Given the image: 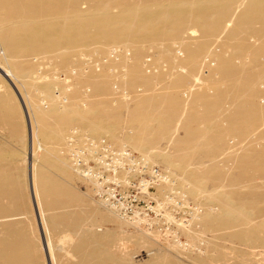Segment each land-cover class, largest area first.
<instances>
[{"label": "rangeland", "instance_id": "rangeland-1", "mask_svg": "<svg viewBox=\"0 0 264 264\" xmlns=\"http://www.w3.org/2000/svg\"><path fill=\"white\" fill-rule=\"evenodd\" d=\"M63 1L59 14L69 15L65 19L61 15L29 19L21 16L19 7L0 3V64H4L2 57L7 58L5 66L17 79L0 76V180L7 183L0 193V251L10 254L0 264H264L262 234L255 235L260 223L264 224V31L257 20L258 8L247 0L229 5L211 0L216 5L207 12L191 9L188 17L172 14L169 20L183 19L189 24L179 26L170 41L133 35L109 45L104 39L95 40L90 48L72 49L75 52L56 49L47 55L37 52L9 59L6 36L26 35L34 25L68 24L79 15L83 32L92 36L99 33L95 21L105 14L125 18L121 20L124 25L118 26L130 30L127 20L132 10L165 11L177 1L195 2ZM259 6L264 7V0ZM243 16L236 35L228 36ZM214 19L221 27L203 35L198 21ZM155 20L160 28L167 27L162 15ZM191 29L197 31L194 36L187 33ZM113 51H119L118 59L112 58ZM84 56L91 58V64H83ZM103 59L108 62H101V70L93 69L92 62ZM222 61L226 66L221 69ZM11 82L20 101L9 87ZM58 90L62 98L56 100ZM49 101L66 108L58 113L64 116L61 122L38 120L39 110L45 113L49 105L63 108ZM66 113L73 117L65 118ZM26 120L33 124L34 142L40 146L31 159L37 169L41 219L29 193ZM92 126L102 132H87ZM74 128H79V143L84 146L86 140H95L114 148L112 153H103L112 166L106 171L96 168L101 173L97 180L71 162L68 139ZM56 133L63 138L59 142L54 141ZM108 135L123 144L113 143ZM134 137L145 144V157L130 148L128 141ZM123 149L129 153L126 159L120 153ZM120 170L124 173L116 174ZM46 182L52 184L49 193ZM191 188L194 196L186 193ZM224 200L231 205L224 207ZM105 216L113 217L115 223L106 222ZM98 217H104L103 221ZM164 237L173 240L167 243ZM45 245L50 246L52 256ZM251 246L261 255L247 257Z\"/></svg>", "mask_w": 264, "mask_h": 264}, {"label": "bare ground", "instance_id": "bare-ground-1", "mask_svg": "<svg viewBox=\"0 0 264 264\" xmlns=\"http://www.w3.org/2000/svg\"><path fill=\"white\" fill-rule=\"evenodd\" d=\"M52 1V2H51ZM62 1L63 0H0V3H4L5 6H7L8 4L11 5V6H16V7H19V11H20V14L22 17H27L29 19H37V18H48V17H52L54 15H61L62 17L67 18L69 17V15L66 17V15L64 16V14H59L61 12L60 8H61V4H62ZM70 1H73V0H70ZM219 1V0H218ZM217 1V3H218ZM222 1H225L227 2V4L229 5V3H231L232 1H235V0H222ZM245 1V0H244ZM249 5H252L251 7H254L257 9L258 13H256V16H257V20L258 23L260 24V27H261V30L264 31V7H261L259 6L260 4V1L261 0H247ZM51 2V3H49ZM64 2V1H63ZM224 2V4H225ZM49 5H48V4ZM68 3V2H67ZM220 3V1H219ZM235 3V2H234ZM65 4V3H64ZM239 3H237L238 5ZM242 4V2L240 3ZM8 5V6H9ZM63 5V4H62ZM167 5V4H166ZM213 5H214V1H213ZM212 5V2L211 0H195V2L193 3H189L188 1H177V2H174L170 5V7L168 9H166L165 11L161 10H156L154 9V11L151 9L149 10V8L147 9H136V10H132L133 13L130 12L129 15H131L130 19L127 20L131 23V26L129 27L130 30L126 29V28H120L118 26V24L121 23V20H124L125 18H122V17H117V18H113L109 15H103L101 17L98 18L97 21H95V29H99V33L95 34V35H92V36H87L84 32H83V26H82V19H80L79 15H77V18L75 17V20L73 21H70L68 24H60L59 22H54V23H43V24H40V25H34L32 27H30V29L28 30V33L26 35H22V34H17V33H13L11 35H8L6 36V39H5V42L4 44H7V47L5 45L6 48L5 51L7 53V57H9L10 59V55L11 57H20V58H26L28 57L30 54H36L37 52H41V54H46L47 53H51V52H55L57 51L56 49H59V50H65V53L66 51L69 53L72 49L75 50V48L77 49H80L81 48H88L90 46V44L94 43L95 40H100V39H104L105 40V44L109 45V44H112V43H115V42H118L119 40L121 39H124L125 37H134L133 35H135L136 37L138 38H144V39H151V40H154V39H158V38H161L163 40H166V41H170L173 36L175 35V31L176 29L179 28V26H182V24L186 23V21H184L183 19L181 20H178V21H173V20H169V17L174 14V13H179V14H183L185 17H188L190 16V12H191V9H193L194 11L193 12H207L208 10H210V8L213 6ZM216 5V4H215ZM214 5V6H215ZM217 5H221L220 4H217ZM223 5V4H222ZM233 6V5H232ZM242 6V5H241ZM240 6V7H241ZM239 7V8H240ZM220 8V7H219ZM228 8V7H227ZM226 9V8H225ZM231 9V8H230ZM249 10V9H248ZM67 11V10H66ZM253 12V11H252ZM251 12V13H252ZM249 13V12H248ZM69 14V13H68ZM102 14V13H100ZM201 14V13H200ZM253 14V13H252ZM251 14V15H252ZM160 15H162L164 18H166L168 21H171L172 24L171 25H167L168 24V21H164L165 24L167 27H163L160 28L159 25H157V21L155 19H157ZM248 15V14H245V16ZM99 16V14H98ZM196 16V14H195ZM194 16V18L196 19V17ZM61 17V18H62ZM95 17V16H94ZM55 18V16H54ZM60 18V17H59ZM71 18V17H70ZM210 18V17H209ZM209 18L207 17L208 20H205V21H209ZM160 19V18H159ZM158 19V20H159ZM212 19V18H211ZM210 19V20H211ZM221 19V18H220ZM63 20V19H61ZM194 20V19H193ZM126 21V22H127ZM188 21V20H187ZM244 21V16L243 17H240L237 19L236 21V24L234 25L233 29H231L229 31V35H232V34H235L238 29H239V26L243 23ZM33 22V21H32ZM36 22V21H35ZM34 22V23H35ZM42 22V21H41ZM44 22V21H43ZM36 23H39L36 22ZM123 24V23H121ZM186 24H189V23H186ZM198 24L200 26V30H201V33L205 36H207V34L209 35L210 31L211 32H215L216 30H218L220 27H221V23L218 19H214L213 21H211V23H203V21H198ZM27 25H30V24H27ZM124 25V24H123ZM190 25H193V24H190ZM196 25H194L193 27H195ZM10 27V26H9ZM85 27V26H84ZM192 27V26H191ZM190 27V28H191ZM187 28V27H186ZM189 29V28H188ZM197 31H195L194 29H191L189 30V32L187 31V33H189L190 36H194L196 34ZM25 34V33H24ZM236 35V34H235ZM219 38V37H218ZM219 41V40H218ZM257 42V41H256ZM152 43V42H151ZM228 43V42H227ZM159 44V43H157ZM150 45V44H149ZM152 45V44H151ZM228 45V44H227ZM255 45V44H254ZM93 46V45H92ZM154 46V45H153ZM91 47V46H90ZM89 47V48H90ZM94 47V46H93ZM155 47V46H154ZM157 47V46H156ZM162 47V46H161ZM201 48V46H200ZM74 50H72L73 52H75ZM94 50V49H93ZM95 51V50H94ZM110 51V50H109ZM209 52V51H208ZM240 52V51H239ZM249 52V51H248ZM239 54V53H238ZM241 54V53H240ZM9 55V56H8ZM83 56V55H82ZM35 57V56H34ZM110 57V56H109ZM4 59L3 60V65L0 64V76L2 77H7V76H10L12 79H14L15 82H17V79L15 78L14 74L12 73V71L6 67L8 65V59L5 58V57H2ZM245 58V57H244ZM32 60V59H31ZM75 60V59H74ZM196 60V59H195ZM204 61V60H203ZM239 61V59H238ZM74 62V61H73ZM194 62V61H193ZM145 64V63H144ZM160 64V63H159ZM174 64V63H173ZM201 64V63H200ZM240 64V63H239ZM6 65V66H5ZM226 66V63L225 62H221L220 63V66L219 68H225ZM246 66V65H245ZM21 67V66H20ZM19 67V68H20ZM50 67V66H48ZM214 67V66H213ZM78 68V67H77ZM202 68V66H201ZM19 70V69H18ZM78 70V69H77ZM101 70V69H100ZM124 70V69H123ZM200 70V69H199ZM20 71V70H19ZM24 71V70H23ZM74 71V70H73ZM79 71V70H78ZM81 71V70H80ZM125 71V70H124ZM71 72V71H70ZM172 72V71H171ZM183 72V71H182ZM24 73V72H23ZM27 73V72H26ZM64 73V72H63ZM67 73V72H66ZM66 73H64L63 75H65ZM200 73V72H199ZM25 74V73H24ZM58 74V73H57ZM62 74V72H61ZM60 74V75H61ZM79 74V73H78ZM81 74H84V73H80V76ZM33 75V74H32ZM37 75V74H36ZM73 76V75H72ZM112 76V75H111ZM192 76V75H191ZM24 77V76H23ZM33 77V76H32ZM38 77V76H37ZM64 77V76H62ZM61 77V78H62ZM67 77V76H66ZM75 77V76H74ZM73 77V78H74ZM105 77V76H104ZM108 77V76H107ZM54 78V77H53ZM59 78V76H58ZM190 78V77H189ZM197 78V77H196ZM195 79V78H194ZM28 80V79H27ZM32 80V79H31ZM42 80V79H41ZM52 80V79H51ZM71 80V79H70ZM124 80V79H123ZM37 81V80H36ZM195 81L197 82L198 79H195ZM15 82H11V85H9L10 88H12L14 90V93H15ZM38 82V81H37ZM37 82H35L37 84ZM40 83L42 81H39ZM62 82V80H61ZM67 82V81H66ZM70 82V81H69ZM216 82V81H215ZM64 83V82H63ZM42 84V83H41ZM40 84V85H41ZM47 84V83H46ZM65 84V83H64ZM124 84H127L126 82H124ZM212 84V83H211ZM39 85V87H40ZM44 85V83L42 84ZM48 85V84H47ZM89 85V84H88ZM178 85V84H177ZM214 85V84H213ZM218 85V84H217ZM37 86V85H36ZM49 86L51 87V85L49 84ZM78 86V85H77ZM104 86V85H103ZM109 86V85H108ZM89 87V86H88ZM120 87V86H119ZM124 87V86H123ZM212 87V86H211ZM216 87V86H215ZM44 88H48V87H44ZM54 88V87H52ZM43 89V87H42ZM58 89V87H57ZM83 90V89H82ZM121 90V89H120ZM124 90V89H123ZM201 90V89H200ZM213 90V89H212ZM61 91V90H60ZM87 91V90H86ZM125 91V90H124ZM140 91V90H139ZM170 91V90H169ZM18 92V90H17ZM53 92V91H52ZM58 92V95L55 96V98H57L56 100H58V98L61 97V93H59V90L57 91ZM89 92V91H88ZM87 92V93H88ZM112 92V91H111ZM153 92V91H152ZM47 93H49L47 91ZM51 93V92H50ZM86 93V94H87ZM91 93V91H90ZM189 93V92H188ZM187 93V94H188ZM19 94V93H18ZM44 94V93H42ZM16 95V98L19 100V95L17 96V93H15ZM138 95V94H137ZM189 95V94H188ZM29 96V95H28ZM162 96V95H161ZM51 96H47V99L50 98ZM45 98V97H44ZM52 98V97H51ZM62 98V97H61ZM124 100H126L125 98H123ZM48 100H51L53 101L52 99H48ZM20 101V100H19ZM36 101V100H35ZM78 101V100H77ZM87 101V100H86ZM164 101V99H163ZM50 102V101H49ZM50 103H55V102H50ZM67 103V102H66ZM64 103V104H66ZM195 103V102H194ZM44 104V103H43ZM49 104V103H48ZM58 104L57 102L55 103V105ZM60 105L62 103H59ZM58 104V105H59ZM46 105V104H45ZM63 105V104H62ZM61 105V106H62ZM67 105V104H66ZM38 105H36L37 107ZM51 108H50V107ZM47 106V112L45 111L46 109H44V112L45 113H42V110L37 113V116L39 117L38 120H44L45 118L46 119H53L54 121H60V119H64V116H62V114H58L60 113V111L62 112L63 110H65L66 108H63L61 110H58L57 108L53 107L54 105H49ZM69 106V105H67ZM71 108L73 109H76V112L78 110V108H76L74 105H70ZM74 106V107H72ZM108 106V105H107ZM106 106V107H107ZM49 107V108H48ZM66 107V106H65ZM103 107V106H102ZM54 108V109H53ZM70 107L67 109H71ZM86 108V107H85ZM105 108V107H104ZM184 108V107H183ZM105 110V109H104ZM57 111V112H56ZM81 111V110H79ZM78 111V113H79ZM219 111V110H218ZM68 112V111H66ZM69 112L72 114V111L69 110ZM68 112V113H69ZM84 112V111H83ZM82 112V113H83ZM91 112V111H90ZM65 114V112L63 113ZM77 114V113H75ZM81 114V113H80ZM67 115V113H66ZM151 116V115H150ZM68 115L65 117L67 118ZM73 116H70L69 119H71ZM37 118V117H36ZM142 118V117H141ZM180 118V117H179ZM219 118V117H218ZM217 118V119H218ZM29 119V118H28ZM84 119V118H83ZM151 119V118H150ZM159 119V118H158ZM157 119V120H158ZM74 120V119H73ZM144 120L146 121V119L144 118ZM156 120V119H155ZM165 120V119H164ZM69 121V120H68ZM159 121V120H158ZM166 121V120H165ZM30 122V121H29ZM53 122V121H52ZM63 125L65 126V124H67V122L64 120L63 121ZM141 122H144V121H141ZM153 122V121H152ZM155 122V121H154ZM161 122V121H159ZM165 123V122H164ZM211 123V122H210ZM216 123V122H215ZM124 124V123H123ZM157 124V123H156ZM28 125V126H27ZM89 125V124H88ZM93 125V124H92ZM144 125V124H143ZM166 125V124H165ZM90 126V125H89ZM87 126V127H89ZM161 126V125H160ZM188 126V125H187ZM81 127V126H80ZM93 127V126H92ZM103 127V126H102ZM146 127V126H145ZM202 127V126H201ZM58 128V127H57ZM107 128V127H106ZM161 128V127H160ZM174 128V127H173ZM59 129V132L61 133L62 130L60 128ZM75 129V128H74ZM79 129V128H78ZM78 129H75L74 131L77 132ZM85 129V128H84ZM104 129V128H103ZM150 129V128H149ZM86 130H88L87 132L91 133V134H96L97 133L99 134V132L101 133L102 131L99 129V128H92V129H89L87 128ZM106 130V129H105ZM57 131V130H56ZM171 131V130H170ZM73 132V131H72ZM82 132V130H81ZM84 132V131H83ZM86 132V131H85ZM105 131H103L104 133ZM114 132V131H113ZM144 132V131H143ZM257 132V131H256ZM63 133H64V130H63ZM80 133V132H79ZM110 133V132H109ZM162 133V132H161ZM49 134V133H48ZM94 134V135H95ZM115 134V133H114ZM60 135V134H59ZM113 135V134H112ZM207 135V134H206ZM160 136V135H159ZM199 136V135H198ZM99 137V136H98ZM133 137V136H131ZM142 137V136H141ZM201 137V136H200ZM199 137V138H200ZM212 137V136H211ZM35 138H36V133H35V129L33 127V124L32 123H29L28 124V120H26V139L28 140V159H29V156H30V184H29V193H30V196L31 194H33L34 196V201H35V204H36V210L38 211V215H39V218L41 219V213H42V210H41V202L39 200V191H38V188H37V177L38 176L36 174V165H35V162L33 159H31V156L33 157L34 156V152H35V149L38 151L40 150V146L38 144H35ZM127 140L129 139L127 136H126ZM126 138H124L123 140H125ZM62 138V136H58L57 133H56V137H54V141L56 142H59ZM108 139H110L111 141H115V143H120L121 145L123 143H121V140L117 137H112L110 135H108ZM147 139V138H146ZM202 139V138H201ZM145 140V139H144ZM95 141V140H94ZM100 141V140H99ZM143 141V140H142ZM263 141V140H262ZM129 142V143H128ZM128 142H125V143H128L130 148L141 153L143 156L145 155L144 154V145L141 141H138L135 137L133 139V141H128ZM170 142V141H169ZM178 143V142H177ZM205 143V142H203ZM148 145L150 143H147ZM146 144V145H147ZM154 144V143H153ZM195 144V143H194ZM114 146H116L115 144H113ZM128 146V145H127ZM196 146V145H195ZM148 147V146H147ZM132 150V151H133ZM211 150V149H210ZM151 151V150H150ZM152 152V151H151ZM146 153V152H145ZM178 154V153H177ZM225 154V153H224ZM230 155V154H228ZM153 156V155H152ZM186 156V155H185ZM141 157V156H140ZM145 157V156H144ZM151 157V156H150ZM161 158V157H160ZM165 158H168V157H165ZM188 158V157H187ZM191 158V157H190ZM190 158H188L190 160ZM146 159V158H145ZM154 159V158H153ZM149 160V159H147ZM145 160V161H147ZM187 160V159H186ZM70 160H68L69 162ZM144 161V162H145ZM168 161V160H167ZM148 162V161H147ZM150 162V160H149ZM146 163V162H145ZM151 163V162H150ZM171 163V162H169ZM71 162L69 163V166ZM152 164V163H151ZM165 164H167L165 162ZM176 165V164H175ZM202 166V165H201ZM186 167V166H185ZM200 167V166H199ZM71 168V167H70ZM66 170V169H65ZM174 171H176V169H174ZM77 173V172H76ZM181 173V172H180ZM78 174V173H77ZM163 174V173H162ZM208 175V174H207ZM80 176V175H78ZM163 176V175H162ZM190 177V176H189ZM167 178V177H166ZM164 179V178H163ZM169 179V178H167ZM167 179H166V182H167ZM165 180V179H164ZM164 180H163V183H164ZM193 181V180H192ZM92 182V181H90ZM39 183V182H38ZM93 183V182H92ZM7 184V183H6ZM6 184L4 181L0 180V193H3L4 190L2 189H5L6 188ZM44 184V183H43ZM189 184V183H188ZM197 184V183H196ZM195 184V185H196ZM181 185V184H180ZM179 185V186H180ZM198 185V184H197ZM45 186H46V191L49 193L51 192L50 190H52V184L51 182L49 183H45ZM93 186H94V183H93ZM191 186V185H190ZM193 186V185H192ZM191 186V187H192ZM199 187V186H198ZM205 187V186H204ZM50 189V190H49ZM194 189V188H193ZM198 189V188H197ZM184 191V190H183ZM216 191V190H215ZM218 191V190H217ZM194 192V193H193ZM200 191H198L199 193ZM219 192V191H218ZM190 195L194 194L195 195V191L192 190V188L186 192ZM197 194V192H196ZM216 194V193H215ZM192 195V196H194ZM199 195V194H198ZM212 195V194H211ZM213 196V195H212ZM215 196V195H214ZM200 197V196H198ZM197 198V197H196ZM208 198V197H207ZM198 199V198H197ZM221 200V198L219 199ZM210 201V200H209ZM223 201V200H222ZM229 201V200H228ZM213 202V201H212ZM230 202V201H229ZM227 202V203H229ZM232 202V201H231ZM215 204V203H214ZM222 204V203H221ZM225 200H224V207H228L229 205H225ZM33 205V204H32ZM237 206V205H236ZM221 207V206H220ZM233 206H231V209L234 210V208L236 209V207L232 208ZM223 208V207H222ZM241 208V207H240ZM229 209V208H228ZM227 209V211H229ZM238 209V208H237ZM106 210V212H108V214H110V216H113L114 218H116L115 214L112 212V211H109L107 209H104ZM223 210V209H222ZM226 209L223 210V212L225 211ZM230 210V211H232ZM211 211V210H210ZM220 211V210H219ZM236 211V210H235ZM234 211V212H235ZM239 213H242L240 212L241 210H237ZM222 212V211H221ZM222 212V213H223ZM233 212V211H232ZM231 212V213H232ZM237 213V212H236ZM244 213H242L243 215ZM220 216V214H218ZM222 215V214H221ZM238 215V214H237ZM200 216V215H198ZM228 218L231 217L230 215H227ZM241 216V214H240ZM239 216V217H240ZM246 216V215H245ZM2 217V216H1ZM105 216V220L106 222L108 223H112L114 224L115 223V220L113 219V217H107ZM120 217V216H119ZM203 217V216H201ZM215 217V216H214ZM226 217V216H224ZM223 217V218H224ZM243 217V216H242ZM252 217V216H251ZM104 217H98L97 220H101L103 221ZM214 219V218H213ZM216 219V217H215ZM221 219V218H220ZM237 219V218H236ZM244 219V218H243ZM114 220V221H113ZM119 220V219H118ZM234 220V218H233ZM232 220V222H233ZM142 221V220H141ZM198 221V220H197ZM236 221V220H234ZM249 221V220H246V222ZM121 222V221H120ZM135 222V221H134ZM137 222V221H136ZM135 222V223H136ZM140 222V221H138ZM234 223V222H233ZM125 224V223H124ZM127 224V222H126ZM132 223H130L131 225ZM137 224V223H136ZM141 224V223H140ZM248 224V223H247ZM129 225V226H130ZM139 225V224H138ZM238 225V224H237ZM245 225V224H244ZM262 225V226H261ZM135 227V224L132 225ZM246 226V225H245ZM258 227V226H257ZM152 229H150L151 231ZM149 231V232H150ZM147 232V231H146ZM152 232V231H151ZM148 233V232H147ZM262 234V241L261 243L264 245V224L260 223V226L259 228L257 229L256 231V234L255 235H258V234ZM157 234V233H156ZM169 234V233H168ZM171 235V234H169ZM153 236V234H152ZM158 237V235H156ZM155 236V237H156ZM167 236V235H166ZM176 236V234L174 235ZM154 237V238H155ZM171 237V236H170ZM173 237V236H172ZM260 237V236H259ZM159 238V237H158ZM168 238V237H167ZM166 237H164V240H166L167 243H169L170 241H172L170 239V241L167 239ZM175 238V237H174ZM174 240H177V239H174ZM245 240V239H244ZM176 242V241H175ZM174 242V243H175ZM178 242V241H177ZM246 242V241H245ZM250 242V241H249ZM177 243H175L174 245H176ZM173 245V246H174ZM178 245V244H177ZM46 246V245H45ZM45 246H44V250H45ZM254 246V245H253ZM47 247H48V250H49V255H51V249H50V246L47 245L46 246V251H47ZM119 247V246H117ZM249 250L247 251V257L249 256V258H257L258 256L261 255V252H256L257 249L253 248L251 246V248H248ZM182 250V249H181ZM45 251V252H46ZM9 250H5L4 252H1L0 251V259H3V258H6L8 259L7 257L8 256V253ZM226 252V251H225ZM193 253V252H192ZM264 254V253H263ZM10 255V254H9ZM52 256V255H51ZM114 257V256H113ZM124 261V260H123ZM256 261V260H255Z\"/></svg>", "mask_w": 264, "mask_h": 264}, {"label": "built area", "instance_id": "built-area-1", "mask_svg": "<svg viewBox=\"0 0 264 264\" xmlns=\"http://www.w3.org/2000/svg\"><path fill=\"white\" fill-rule=\"evenodd\" d=\"M115 53L113 59L117 57L118 59V54L119 51L117 52H111ZM108 58V57H107ZM83 59V64L88 65L91 64V58L88 56L82 57ZM100 62V63H99ZM93 61L92 64L94 65L93 69L99 71L101 69V66L106 64L108 61L100 60V61ZM101 62H105L104 64H101ZM98 68V69H97ZM78 132H74L68 139V144L70 147V157H71V162L76 166L78 170H81L82 173H85L86 171L91 172L94 174V177L89 175L88 173L84 174L91 178V180L95 179L97 180V176L101 175L100 172H95L96 168L101 167L102 170L106 171V169L110 168L112 166V163L107 160L104 156L103 153H112L114 151V148L111 146V144H108L106 142H96L93 140H86L85 146L83 145L84 142L79 143V137H78ZM116 151V150H115ZM121 155L124 156V158L129 157V153L127 152L126 149H123L121 152ZM91 158V162H87V159ZM93 166V167H92ZM122 174L124 171L120 170L119 172L117 171L116 174ZM117 176V175H116Z\"/></svg>", "mask_w": 264, "mask_h": 264}]
</instances>
